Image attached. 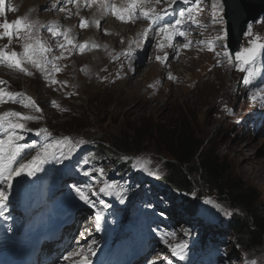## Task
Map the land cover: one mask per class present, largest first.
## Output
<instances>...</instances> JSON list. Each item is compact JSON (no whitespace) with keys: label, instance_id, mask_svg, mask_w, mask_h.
<instances>
[{"label":"rangeland","instance_id":"1","mask_svg":"<svg viewBox=\"0 0 264 264\" xmlns=\"http://www.w3.org/2000/svg\"><path fill=\"white\" fill-rule=\"evenodd\" d=\"M44 1L12 0L10 5L18 4L21 11L16 12V17L9 24L16 20L29 21L30 8L27 4H42ZM161 4L163 0L155 5V8H159ZM217 5L219 7H216ZM194 20L197 25L196 36L187 42V51H183L184 54L173 61L167 57L161 58V66L167 68L169 77H160L156 81L155 76L160 68L155 66L152 58L150 59L151 52H146L145 55L138 53L140 58H137L136 63L143 64L140 77L144 78L138 89L135 86L138 79L135 80V77L128 78V82L122 77L121 83L111 86L107 76L93 87L83 83L84 96H80L71 87V81L75 80L77 75L74 62L58 65L55 59L50 63L49 69L39 73L29 71L26 66L31 53H24L26 37L17 38V35L11 32L10 40H7L8 46L0 48V77L6 79L0 85V93L24 95V104L31 105L33 111L4 103L0 107V115L10 114L13 119V114L22 113L31 118L21 124L23 128H16L26 131L22 132L24 142L28 143L31 138H35L33 135L36 133H43L46 146H50L48 152L62 146V154H58L52 165L59 171H64L68 166L73 167L79 156L87 155V146L93 144L94 138L103 140L119 137L124 132L130 133L134 127L144 125H150L153 129L162 126H179L180 131L184 128L190 129L201 141L210 143V147L227 159L234 178L242 180L246 187L257 191L262 197L257 209L264 214V171H257L250 163L253 157L258 160L264 158V47L257 48L255 58L248 64L231 57L227 48L224 7L221 0H200V9ZM133 37L134 33L128 34L126 41H131ZM3 38H6L5 34ZM44 45L50 47L47 42ZM257 45L264 46V18L250 26L239 53H245ZM154 48L158 53L155 44ZM30 49L39 50L38 41H35ZM51 51L52 55L53 50ZM13 53L20 69H7L11 65V60L7 57ZM69 53L81 60L84 57L86 65L90 63L87 55H75L72 51ZM117 57L118 54L114 53L117 66L128 63L130 68L137 67L135 62H116ZM223 66L226 68L220 70ZM241 68L244 69L243 72L240 71ZM231 72L239 73V77L234 81L236 87L233 86L227 91L226 82L229 78L222 75ZM179 73L182 75L180 82L175 77ZM244 79H248L249 83L244 84ZM54 82L63 84L66 93L71 92L68 100L58 101L55 98L51 90ZM222 88L224 93L221 96ZM159 89H165L167 95L156 102L146 99L147 96H156ZM45 99L48 101L45 102ZM31 127L39 129L37 132L31 131ZM143 148L144 151L137 155H119L123 162L131 161L133 172L130 176L117 178L116 167L112 162L100 163L99 167L93 169L92 176L98 180V189L93 187L94 193L110 185L111 187L106 189L108 193H114L116 187L120 192L130 195L128 206L118 210L120 213L130 209L134 205L133 202L137 201V196L145 197L146 201L149 200L147 207H153L156 203V207L161 209L160 216L170 217L179 228L180 241L184 240L185 246L191 245L194 252H199L206 240L210 243L212 238H222L223 244L218 243L219 247L226 251L225 257L220 258L222 263L264 264V243L260 249L246 248L237 240L236 235L232 234L231 228L226 231L228 222L237 213L234 208L218 199L217 194L195 193L192 195L196 199L195 212L184 211L183 217L188 219V222L182 219L175 221L178 208L173 199L159 192L158 187L166 174L165 163L168 162V157L165 153H159L155 138L146 140ZM58 159H62V162ZM76 178L81 176L77 175ZM72 182L73 180L66 181ZM105 205L103 208H106ZM117 219L120 221L122 216ZM126 232L130 234L129 230ZM127 233H124V237ZM117 235L110 234L105 238L113 250L117 249L122 253L134 252L147 245L149 254L144 264H164L161 260L168 257L165 252L172 250L170 241L168 248L160 247L157 237H137V242L124 241L118 246L117 241L113 240ZM183 235L187 236L186 239Z\"/></svg>","mask_w":264,"mask_h":264},{"label":"bare ground","instance_id":"2","mask_svg":"<svg viewBox=\"0 0 264 264\" xmlns=\"http://www.w3.org/2000/svg\"><path fill=\"white\" fill-rule=\"evenodd\" d=\"M122 3L129 6V3H126L125 0ZM27 5L30 8L28 11L30 20L22 21V28L17 30L18 36L26 37L24 53H31V56L27 58L26 69L39 73L45 69H49L52 60L56 59L58 65L62 63L67 64L72 61L75 64L77 75L75 80L71 81V87L80 96H84L82 90L83 83L86 86L93 87L107 76L110 78L111 86L121 83L122 77L126 78L125 82L130 81L128 78L135 77V80L136 78L138 79L135 83L138 89L144 79L140 77L142 74L140 68L143 64L136 63L137 58H140L138 53L145 55L146 52L149 54L151 52L150 59L152 58L151 60L154 61L155 66L160 68V71L155 76L156 81L160 77H169L167 68L161 66V58L167 57L171 61L175 60L176 53L185 48L184 45L196 36L194 26H191V29L182 30L183 27L185 28L186 25L189 26L191 24H187V22L185 24L184 22L183 26V23H181L171 28L174 31V35L169 43L164 42L162 48L165 50L163 52H155V37L162 34L159 31L160 27L164 24L175 25L176 21L174 19L171 22H167V15H165L163 17L164 21L162 24H159L141 16L140 8L145 7L146 11H148L147 9L151 5H157L156 0H142L138 2L134 10L135 16L128 9L124 10L122 14L117 15V13L110 11L113 7V2H104L103 0H45L42 4ZM20 11L21 6L18 4L13 5L7 13L6 19L11 21L16 17V12ZM108 11L109 13L107 14ZM150 13L149 15H152L153 12ZM120 16H123L124 19H120ZM153 22L155 24H152ZM129 33H134L133 40L126 42L125 38ZM35 41L40 43L41 49L31 51L30 47ZM2 42L3 48L8 46L7 37ZM45 42L53 46V56L51 55L52 51L50 47H43L42 44ZM88 47L95 50V53L90 52L87 54V59L90 60V63H87V65L83 61L84 57L83 60L78 59L67 51L73 50L76 52V55H79L85 53ZM183 51L185 53L187 49L182 50V53ZM114 53H117L118 56L127 62H135L137 67L130 68L128 63L117 66L114 62ZM224 68L226 67L223 66L220 70ZM222 76H228L229 78L226 82L227 91L233 86L236 87L234 81L239 77V73L234 74L231 72L228 75L223 74ZM69 77L71 78V76ZM175 77L178 82L182 80L180 73L176 74ZM54 83L51 90L55 98L58 101L68 100V95L71 92L66 93L63 84ZM223 93L224 90L221 91L220 95L222 96ZM166 95L165 89H159L156 96H147L146 99L150 102H156ZM143 96L145 95L143 94ZM47 101L48 99H45V102ZM59 119L61 120L62 118ZM250 163L257 171H264V158L258 160L253 157L250 159ZM80 234L81 231L78 236ZM84 236L85 233L82 237ZM52 260L48 261L52 262Z\"/></svg>","mask_w":264,"mask_h":264},{"label":"trees","instance_id":"3","mask_svg":"<svg viewBox=\"0 0 264 264\" xmlns=\"http://www.w3.org/2000/svg\"><path fill=\"white\" fill-rule=\"evenodd\" d=\"M153 138L159 153L168 157L166 175L161 183L163 195L176 199L174 193L179 194L186 209L192 211L196 206L192 195L197 189L200 190L199 195L204 192L217 194L219 199L240 209L243 214L233 218L229 224L237 239L246 248L260 249L264 243V214L258 211L257 204L261 203L262 197L256 190L246 187L245 182L234 178L227 159L210 147V143L201 141L192 130L184 128L180 131L179 126L134 127L130 133L103 139L95 159L106 158L115 164L120 175L129 174L130 163H124L119 155L140 154L144 151V142Z\"/></svg>","mask_w":264,"mask_h":264},{"label":"snow or ice","instance_id":"4","mask_svg":"<svg viewBox=\"0 0 264 264\" xmlns=\"http://www.w3.org/2000/svg\"><path fill=\"white\" fill-rule=\"evenodd\" d=\"M0 2H2V0H0ZM164 2L168 3L169 8H171V6L174 5L177 2V0H164ZM183 2L187 5V4H189L190 0H183ZM196 2L198 3L199 0H196ZM156 3L157 4L161 3V0H156ZM216 7H219V5H217ZM152 11H153V15H149L148 12H144L143 13L144 17L146 19L159 22V21H161L163 19V17L165 15H167L168 9H165V11L162 12V13H156L155 9H153ZM192 11H193L192 8H188L187 9L189 18H192ZM117 15H119V12H117ZM179 16H180V19H176L175 25L164 24L162 27H160L159 31L166 34L165 35V39L172 40L173 33L170 32V29L175 27L176 25H180L183 22V19L185 18V12L184 11H180ZM120 19L123 20L124 17L120 16ZM192 19H194V18H192ZM0 27H2L4 29L5 35L11 36V31L10 30L13 29V28H15L17 30H20L22 28V23H21L20 20H17L15 22V25L9 24V23H4L3 25H0ZM184 47L187 48L188 45L185 44ZM260 47H264V46L257 45L256 48L250 49V50H248L245 53H237L235 58H236L237 61H242L244 64H248L249 62H251L255 58L256 50H257V48H260ZM7 59L11 60L17 67L19 66V62L15 60V53H13L10 57H7ZM240 71L243 72L244 69L241 68ZM243 82H244V84H248L249 83L248 79H244ZM37 110L39 111V109H37ZM12 127L23 128V125H12ZM8 143L9 144L11 143V137L9 138ZM4 144H5V141L4 140H0V146H2ZM48 147H50V146H46V148L44 150L45 161L47 160V157L49 155ZM0 151H2V149H0ZM19 152H20V148L17 147L15 149V152L10 157V159L14 158V156L17 155ZM63 159H67V157H63ZM45 161H40L38 158H33L32 162L30 164H27V165L21 164L19 166V170H17L15 172V175H20L21 173H24V172H26L28 175H33L34 174V170L38 167L39 163H42V162H45ZM58 161L62 162V159H58ZM84 174L85 175H90V173H88V172H85ZM0 176H4L3 169H0ZM11 178H12V172H9L7 174V176H4V179H6V180H11ZM9 187H11L10 184H9ZM108 187H111V186L110 185H106L105 188H101L100 189V192H103L106 195H110L111 193H108L106 191V189ZM75 191H77L80 194V197L84 201L85 204H88L89 206H91V202L84 196L83 191L80 188L76 187ZM0 198H6V197H4V193L3 192H0ZM120 202L123 203L124 201L121 200ZM0 207H3L2 203H0ZM105 207H108V205H105ZM96 219L98 221L101 219L99 214H97ZM173 254L176 255L178 253H176L174 251ZM179 255H180V259H185V255L184 254H179ZM64 259L67 260L68 257L65 256ZM80 264H87V261L86 260L85 261H81Z\"/></svg>","mask_w":264,"mask_h":264},{"label":"water","instance_id":"5","mask_svg":"<svg viewBox=\"0 0 264 264\" xmlns=\"http://www.w3.org/2000/svg\"><path fill=\"white\" fill-rule=\"evenodd\" d=\"M228 30V46L232 55L238 52L251 22L264 16V0H222Z\"/></svg>","mask_w":264,"mask_h":264}]
</instances>
